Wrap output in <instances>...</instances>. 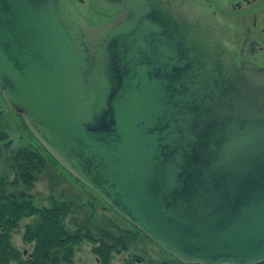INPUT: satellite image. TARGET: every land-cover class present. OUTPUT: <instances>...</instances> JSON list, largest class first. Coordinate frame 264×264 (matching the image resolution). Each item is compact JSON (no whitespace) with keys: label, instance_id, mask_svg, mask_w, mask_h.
<instances>
[{"label":"water","instance_id":"obj_1","mask_svg":"<svg viewBox=\"0 0 264 264\" xmlns=\"http://www.w3.org/2000/svg\"><path fill=\"white\" fill-rule=\"evenodd\" d=\"M0 0V92L43 148L187 263L264 261V69L190 0ZM0 161L19 133L5 109Z\"/></svg>","mask_w":264,"mask_h":264},{"label":"flooded vegetation","instance_id":"obj_2","mask_svg":"<svg viewBox=\"0 0 264 264\" xmlns=\"http://www.w3.org/2000/svg\"><path fill=\"white\" fill-rule=\"evenodd\" d=\"M117 1L70 0L91 26L115 19L122 11ZM190 1L203 6L207 16L217 24L219 39L237 65L244 63L264 68V0ZM13 236L0 235V264H70L73 261L72 249L68 254V246L71 245H68L67 235H20L16 245ZM125 236L135 241L131 247L136 252H128L126 240L121 237L120 245L127 253L119 264H200L177 259L142 233ZM96 262L101 264L97 258ZM256 264H264V261Z\"/></svg>","mask_w":264,"mask_h":264},{"label":"rangeland","instance_id":"obj_3","mask_svg":"<svg viewBox=\"0 0 264 264\" xmlns=\"http://www.w3.org/2000/svg\"><path fill=\"white\" fill-rule=\"evenodd\" d=\"M5 109L7 119L11 126L19 133L18 144H26L31 140L27 132L21 126V118L16 116L4 103L0 100V110ZM16 146V147H17ZM0 161V176L5 173L6 178H12V172L7 164ZM63 176L55 183L52 189L48 175L41 173L38 180L34 182L29 194L37 207H48L50 205L49 199L52 200H66L70 202L71 206L69 212L64 220L66 230L73 234L78 231L79 240L75 244H71L73 260L70 264H97L96 258L101 264H119L121 259L126 256L125 248H129L128 252H136L131 246L135 241L129 240L125 234L126 231L134 233V230L126 225L114 213L107 209L105 202L98 197L90 189L85 190L76 183L72 177L66 175L62 170H58L55 174ZM86 220V222H85ZM36 222V217H23L19 220L17 228L14 230L13 241L14 245L18 244L20 235H23L26 225H32ZM87 223V224H86ZM99 229H106L112 236L115 237L114 247L109 251L107 245L103 243V235H99ZM88 232V235L84 232ZM124 237L125 248L120 245L119 239ZM69 245V244H68ZM125 251V252H124ZM108 252V254H107ZM107 254L104 261L102 257Z\"/></svg>","mask_w":264,"mask_h":264},{"label":"trees","instance_id":"obj_4","mask_svg":"<svg viewBox=\"0 0 264 264\" xmlns=\"http://www.w3.org/2000/svg\"><path fill=\"white\" fill-rule=\"evenodd\" d=\"M21 126L31 140L23 145L18 144L2 161L8 165L12 178H6L5 173L0 176V235H12L21 218L36 217L35 223L26 225L23 235H67L69 245L76 243L79 238L70 235H78V231L71 234L64 225L71 203L66 200H52L51 197L48 207H37L29 194L32 185L43 172L48 175L53 189L55 183L63 177L58 173L55 174L62 167L33 138L23 121ZM7 138L8 135L0 126V143ZM99 232V235H103L102 241L109 251L114 247L115 237L106 229H99ZM84 233L88 235L87 231ZM126 234L137 235L139 231L126 232ZM70 251L71 246H68L69 255ZM107 254L102 257L104 261Z\"/></svg>","mask_w":264,"mask_h":264},{"label":"bare ground","instance_id":"obj_5","mask_svg":"<svg viewBox=\"0 0 264 264\" xmlns=\"http://www.w3.org/2000/svg\"><path fill=\"white\" fill-rule=\"evenodd\" d=\"M212 20V19H211Z\"/></svg>","mask_w":264,"mask_h":264}]
</instances>
